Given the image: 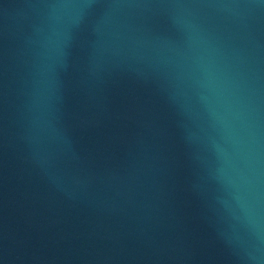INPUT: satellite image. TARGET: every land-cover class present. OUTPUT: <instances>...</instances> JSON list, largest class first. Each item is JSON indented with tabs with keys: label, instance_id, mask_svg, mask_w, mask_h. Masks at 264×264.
<instances>
[{
	"label": "water",
	"instance_id": "1",
	"mask_svg": "<svg viewBox=\"0 0 264 264\" xmlns=\"http://www.w3.org/2000/svg\"><path fill=\"white\" fill-rule=\"evenodd\" d=\"M0 264H264V0H0Z\"/></svg>",
	"mask_w": 264,
	"mask_h": 264
}]
</instances>
